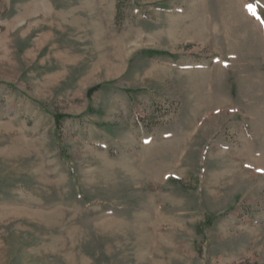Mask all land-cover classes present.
I'll list each match as a JSON object with an SVG mask.
<instances>
[{
  "label": "rangeland",
  "instance_id": "obj_1",
  "mask_svg": "<svg viewBox=\"0 0 264 264\" xmlns=\"http://www.w3.org/2000/svg\"><path fill=\"white\" fill-rule=\"evenodd\" d=\"M0 264H264V0H0Z\"/></svg>",
  "mask_w": 264,
  "mask_h": 264
},
{
  "label": "trees",
  "instance_id": "obj_2",
  "mask_svg": "<svg viewBox=\"0 0 264 264\" xmlns=\"http://www.w3.org/2000/svg\"><path fill=\"white\" fill-rule=\"evenodd\" d=\"M148 55H149L150 57H154V56H156V55H158V54H157L156 52H149ZM64 119H66V117H59V118H58V122H59V123H62Z\"/></svg>",
  "mask_w": 264,
  "mask_h": 264
}]
</instances>
